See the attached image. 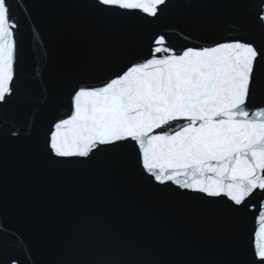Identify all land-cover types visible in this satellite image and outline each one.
<instances>
[{"label": "snow or ice", "instance_id": "obj_1", "mask_svg": "<svg viewBox=\"0 0 264 264\" xmlns=\"http://www.w3.org/2000/svg\"><path fill=\"white\" fill-rule=\"evenodd\" d=\"M246 25L229 24L222 35L170 29L131 39L112 54L67 66L57 78L36 73L40 88L31 115L50 109L42 160L48 165L90 162L101 153L134 172L155 197L195 194L233 219L255 214L247 246L236 243L202 264H264V0H244ZM173 0H90L99 15L155 23ZM226 10L236 0H204ZM20 23L12 0H0V110L23 87ZM63 86L62 95L55 94ZM35 119L0 128V176L8 144L31 140ZM176 190H179L177 192ZM2 205V199H0ZM0 215V225H4ZM10 229L5 227L4 232ZM0 232V264H21ZM30 264H36L34 258ZM56 264H172L97 246Z\"/></svg>", "mask_w": 264, "mask_h": 264}, {"label": "water", "instance_id": "obj_2", "mask_svg": "<svg viewBox=\"0 0 264 264\" xmlns=\"http://www.w3.org/2000/svg\"><path fill=\"white\" fill-rule=\"evenodd\" d=\"M20 23L23 87L16 100L0 110V128L35 119L31 140L8 144L6 170L0 176V215L7 227L3 239L21 264H56L73 254L108 246L132 258L202 264L222 257L239 243L247 246L257 225L249 212L233 219L204 205L192 193L149 194L134 172L101 153L86 163L48 165L42 145L53 112L31 115L45 66L53 80L69 65L112 54L123 43L146 40L152 31L170 29V41L183 44L180 30L222 35L229 24L246 25L248 5L236 0L226 10L203 7L204 0H173L155 23L99 15L90 0H12ZM64 92L56 89L57 96ZM179 192V190H176Z\"/></svg>", "mask_w": 264, "mask_h": 264}]
</instances>
